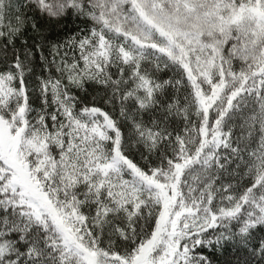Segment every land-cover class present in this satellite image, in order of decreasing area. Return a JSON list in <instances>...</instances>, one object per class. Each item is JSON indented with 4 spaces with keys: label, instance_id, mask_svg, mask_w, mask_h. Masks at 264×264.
Instances as JSON below:
<instances>
[{
    "label": "snow or ice",
    "instance_id": "6c2138e0",
    "mask_svg": "<svg viewBox=\"0 0 264 264\" xmlns=\"http://www.w3.org/2000/svg\"><path fill=\"white\" fill-rule=\"evenodd\" d=\"M0 264H264V0H0Z\"/></svg>",
    "mask_w": 264,
    "mask_h": 264
}]
</instances>
